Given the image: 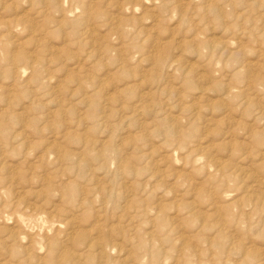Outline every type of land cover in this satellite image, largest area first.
<instances>
[{
    "label": "rangeland",
    "instance_id": "rangeland-1",
    "mask_svg": "<svg viewBox=\"0 0 264 264\" xmlns=\"http://www.w3.org/2000/svg\"><path fill=\"white\" fill-rule=\"evenodd\" d=\"M68 263L264 264V0H0V264Z\"/></svg>",
    "mask_w": 264,
    "mask_h": 264
},
{
    "label": "bare ground",
    "instance_id": "bare-ground-1",
    "mask_svg": "<svg viewBox=\"0 0 264 264\" xmlns=\"http://www.w3.org/2000/svg\"><path fill=\"white\" fill-rule=\"evenodd\" d=\"M57 1H58V0H56V3H57ZM66 1H67V0H66ZM136 1H137V0H136ZM159 2H160V1H159ZM59 3H60V2H59ZM223 6H224V5H223ZM126 7H127V6H126ZM69 11H70V10H69ZM33 25H34V24H33ZM196 38H197V37H196ZM18 56H19V55H18ZM20 57H21V56H20ZM21 58H22V57H21ZM21 58H20V59H21ZM22 59H23V58H22ZM18 61H20V60H18ZM34 61H35V60H34ZM80 64H81V63H80ZM104 200H105V199H104ZM104 207H105V206H104ZM38 215H39V214H38ZM59 218H60V217H59ZM71 228H72V227H71ZM71 232H72V231H71ZM69 233H70V232H69ZM104 236H105V235H104ZM104 236H103V237H104ZM98 241H99V240H98ZM108 243H109V242H108ZM94 244H95V243H94ZM100 244H102V243H100ZM90 245H91V244H90ZM108 245H109V244H107V246H108ZM110 245H111V244H110ZM91 246H92V245H91ZM100 246H102V245H99V247H100ZM88 247H89V246H88ZM90 248H91V247H90ZM108 248H109V247H108ZM108 248L106 247V250H107ZM110 248H111V247H110ZM88 251H89V249H88ZM103 253H104V252H103ZM68 264H69V263H68Z\"/></svg>",
    "mask_w": 264,
    "mask_h": 264
}]
</instances>
